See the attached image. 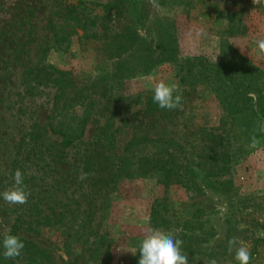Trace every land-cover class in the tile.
<instances>
[{
  "label": "trees",
  "instance_id": "trees-1",
  "mask_svg": "<svg viewBox=\"0 0 264 264\" xmlns=\"http://www.w3.org/2000/svg\"><path fill=\"white\" fill-rule=\"evenodd\" d=\"M54 2L56 12H49L46 17L47 31L37 46V56L34 61L27 59L28 65L23 64L27 89L36 90L37 85L49 81L51 108L40 121L35 109L30 110L25 103L16 107L18 118L27 121L21 123L5 182L9 189L13 188L15 171L21 170L25 190L30 196L26 204L15 205L0 197L2 212L11 218L4 234L19 236L24 248L20 257L6 259L2 234L0 264H57L49 251L23 235H38L49 227L61 230L60 244L66 252L81 251L82 264H108L116 238L109 235L105 223L94 221L93 213L97 209L105 211L110 206L119 178L144 177L155 171V183L159 186L189 187L195 183L194 168L209 175L227 172L240 155L254 149L250 147L253 135L259 143L264 138V132L257 130L264 124V70L235 52L217 61L200 54L180 55L173 22L166 14L154 11L155 7L178 4L177 0ZM96 6H100L102 14L96 13ZM149 6H152V13ZM111 10L118 15L127 12L130 16L125 32L115 40L108 37L109 40L100 45L101 52H105L110 61L107 69L110 78L148 74L161 64H169L182 95L181 108L160 109L152 95L139 92L133 97L132 108L125 106L121 114H116L109 104L108 88L112 83L109 87L103 86L97 96H89L85 89L71 95L74 82L70 71L57 69L44 61V54L50 47L47 34L54 35L57 30L53 15L60 14L70 27L83 31L81 37L89 39L97 37L103 25L101 17H106ZM138 30L144 36L139 35ZM226 31L231 34L236 28L228 26ZM204 89L213 94L221 110L215 125L196 124L191 116L183 115L189 113L187 103ZM27 93L34 94L24 90L23 95ZM252 95L257 97L255 102ZM75 105L82 107L79 115L69 112ZM87 122L94 124V134L84 142L82 136ZM124 127L129 128L130 135L118 152L117 134ZM47 133L59 138L56 146H43ZM79 144L85 146L83 158L75 162L76 175L69 174L62 182H45L29 171L32 166H49L44 161L46 156L51 158L49 167L54 168L62 159L64 149L79 147ZM82 174H87L86 178L81 179ZM70 178L73 182L66 180ZM166 212L164 196H155L148 215L150 230L171 229L172 223L164 215Z\"/></svg>",
  "mask_w": 264,
  "mask_h": 264
},
{
  "label": "rangeland",
  "instance_id": "rangeland-1",
  "mask_svg": "<svg viewBox=\"0 0 264 264\" xmlns=\"http://www.w3.org/2000/svg\"><path fill=\"white\" fill-rule=\"evenodd\" d=\"M84 1L96 3L105 0ZM177 2L171 6L155 7L154 11L166 14L173 22L180 55L200 54L211 61L216 57L217 61L235 52L264 70V54L258 53L256 43L264 40V6L253 5L252 0ZM54 4V0H0V193L10 188L5 184L9 162L21 123L27 121L18 118L16 107L25 103L30 110L35 109L40 121L45 119L51 108L52 87L49 81L37 85L38 91L27 89L23 64L28 65L27 59L35 60L37 46L47 31L46 17L49 12H56ZM95 11L103 13L100 6H96ZM151 11L152 6H149ZM129 16L127 12L122 11L118 15L111 10L106 17H101L103 25L99 27L97 37L84 39L81 29L70 27L57 13V17L53 15L52 19L57 30L54 35L51 32L47 34L50 47L44 54L47 63L70 71L74 82L71 95L85 89L89 96H97L103 86L109 87L112 83L108 88L109 104L116 114H121L125 106L132 108L135 104L133 97L139 92L153 96L156 82L164 80L175 84L176 81L169 64H161L148 74L110 78L107 71L110 61L105 52H101L100 45L125 32L129 27ZM228 26L236 28V31L228 33ZM198 29L204 30L202 35L197 34ZM24 90L34 94L23 95ZM187 104L190 105L189 113L183 115L191 116L194 123L204 126L216 124L221 110L208 89ZM117 106L121 110H116ZM81 110L82 107L75 105L69 112L79 115ZM93 134L94 124L87 122L82 140L88 142ZM129 135L127 127L117 134L118 152ZM43 139V146L54 147L59 141L56 135L48 133ZM84 146L79 144V147L64 149L62 159L54 168L49 167L51 158L46 156L44 161L49 166H32L29 171L45 182H62L69 174L76 175L73 171L75 162L83 158ZM151 172L144 177L119 178L110 206L105 211L97 209L93 213L94 221L105 223L109 235L116 238L108 264H138V249L150 230L148 215L155 196H164L167 209L164 215L172 223L171 229L163 231L183 241L181 250L188 254L189 264H207L212 259L217 264H237L235 248L232 253L228 252V241L232 237L248 247L252 255L250 264H264V138L256 148L240 155L227 172L209 175L194 168L195 183L189 187L179 184L159 186L155 183V171ZM66 180L73 182L74 179ZM10 222L11 218L0 207V236L8 230ZM23 235L49 251L57 264H82L81 251L71 249L66 252L62 248L60 229L49 227L38 235ZM239 246L240 243L236 245ZM122 248L137 252L133 255Z\"/></svg>",
  "mask_w": 264,
  "mask_h": 264
},
{
  "label": "clouds",
  "instance_id": "clouds-1",
  "mask_svg": "<svg viewBox=\"0 0 264 264\" xmlns=\"http://www.w3.org/2000/svg\"><path fill=\"white\" fill-rule=\"evenodd\" d=\"M153 2L154 0H150V3ZM252 3L255 6H264V0H252ZM203 32V29L197 30L198 35H202ZM138 34L144 36V33L139 30ZM256 43L258 53L264 54V40H258ZM241 50H243L242 47ZM152 91L153 101L160 109L175 110L182 107V95L179 94V87L177 84H170L164 80H160L155 83ZM252 99L255 102L257 97L252 95ZM257 130L264 132V124H261ZM258 143L259 141L256 136L253 135L250 147L255 148ZM86 176L87 174H82L80 178L84 179ZM14 183L15 186L0 193V197L9 204H26L30 192L25 190L24 176L19 169L15 171ZM238 243H240V246L236 247ZM182 245L183 241L181 239L174 238L173 235L168 234L161 229L152 228L144 235V238L139 245L138 250L140 252V257L138 264H189L188 254L183 253L181 250ZM2 246L4 249L3 256L6 259H14L21 256L24 243L19 236L7 233L3 235ZM234 248L235 260L238 261L239 264H249L251 259L250 251L248 247L239 242L236 237L229 239L228 252L232 253ZM122 249L125 251H131L133 255L137 252L131 248ZM193 259L196 258L194 257ZM207 264H217V261L212 259L207 262Z\"/></svg>",
  "mask_w": 264,
  "mask_h": 264
}]
</instances>
